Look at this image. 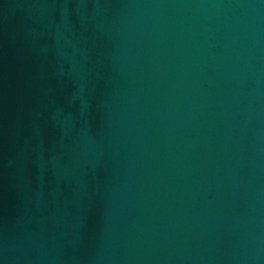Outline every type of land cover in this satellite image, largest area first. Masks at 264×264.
<instances>
[{"label":"water","instance_id":"obj_1","mask_svg":"<svg viewBox=\"0 0 264 264\" xmlns=\"http://www.w3.org/2000/svg\"><path fill=\"white\" fill-rule=\"evenodd\" d=\"M0 264H264V0H0Z\"/></svg>","mask_w":264,"mask_h":264}]
</instances>
